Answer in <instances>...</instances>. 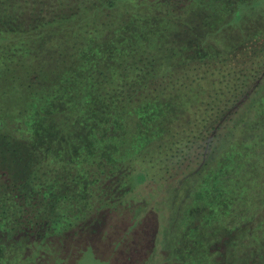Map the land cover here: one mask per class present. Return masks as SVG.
I'll list each match as a JSON object with an SVG mask.
<instances>
[{"label":"trees","instance_id":"obj_1","mask_svg":"<svg viewBox=\"0 0 264 264\" xmlns=\"http://www.w3.org/2000/svg\"><path fill=\"white\" fill-rule=\"evenodd\" d=\"M248 2L0 0V257L52 239L66 259L148 200L163 250L264 264Z\"/></svg>","mask_w":264,"mask_h":264},{"label":"rangeland","instance_id":"obj_2","mask_svg":"<svg viewBox=\"0 0 264 264\" xmlns=\"http://www.w3.org/2000/svg\"><path fill=\"white\" fill-rule=\"evenodd\" d=\"M248 1L252 5L251 9L255 10L246 22H241L240 29L241 34L245 33L254 39L257 47L260 48L256 51V57H259L264 52V0ZM255 43L250 42L249 46L244 45L245 48L241 54L248 55ZM250 59H257L255 52ZM257 75L259 76V73ZM166 186L163 185L161 190ZM151 204L152 202L147 200L140 204V207L128 208V214L127 212L121 213L119 221L114 222L111 228L113 238L110 236L109 239L102 240L97 235L93 238L83 236L87 245L84 244L80 250L77 248L78 245H72L75 249L70 251L67 260L63 258L69 251L68 247L63 248L52 239H42L40 243L26 251L16 246V256L13 261L0 257V264L4 259L10 264H184L185 261L188 264H208L205 256L201 259H192V263L185 260L183 255L180 256L181 246L177 243H165L166 249L164 250L160 247L158 238H156V232L159 231L157 213L155 209L152 210ZM134 214H142L145 218H142L139 224L131 226L130 217ZM123 234L124 236H121Z\"/></svg>","mask_w":264,"mask_h":264}]
</instances>
